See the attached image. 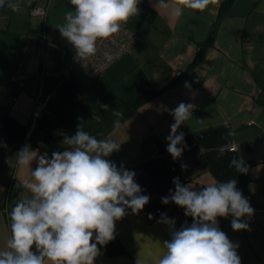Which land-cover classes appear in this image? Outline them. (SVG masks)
Listing matches in <instances>:
<instances>
[{
  "label": "crops",
  "instance_id": "crops-1",
  "mask_svg": "<svg viewBox=\"0 0 264 264\" xmlns=\"http://www.w3.org/2000/svg\"><path fill=\"white\" fill-rule=\"evenodd\" d=\"M12 2L19 5L15 11L7 0L0 7V250L10 236L9 213L31 195L23 187L32 179L31 170L18 166L16 153L27 144L51 157L67 147L64 135H74L82 125L98 139L121 144L107 159L134 171L150 197L138 214L129 209L116 222V238L103 246L95 264H136L137 258L158 264L162 242L170 239L167 227L158 223L160 214L174 218L177 228L192 222L182 208L161 202L174 191L175 177L197 190L236 179L255 210L247 219L250 230L233 231L230 216L218 218L219 226L238 243L241 264H264V0H232L219 20L222 0H210L203 10L185 8L180 17L174 12L183 7L182 0H165L167 8L146 0L126 22L138 36L130 51L93 78L78 63L68 67L73 46L58 28L73 10L70 0ZM32 7L45 9V15L33 13ZM214 25L213 40L200 61L178 78ZM19 81L23 84L16 91ZM169 82L135 105L138 94ZM39 92L47 95L44 108L29 126ZM181 102L195 108L178 129L188 147L174 161L166 137L174 123L171 110ZM241 156L247 174L229 167L233 157Z\"/></svg>",
  "mask_w": 264,
  "mask_h": 264
},
{
  "label": "clouds",
  "instance_id": "clouds-1",
  "mask_svg": "<svg viewBox=\"0 0 264 264\" xmlns=\"http://www.w3.org/2000/svg\"><path fill=\"white\" fill-rule=\"evenodd\" d=\"M209 2L182 0L183 7L174 14L182 16L185 8L203 10ZM5 3L0 0V7ZM139 3L140 0H70L73 10L65 14V23L58 29L83 61L96 52L99 40L118 33L123 23L139 14ZM158 4L168 7L165 0H158ZM7 7L15 11L19 5L7 0ZM194 108L192 103L181 102L171 110L174 123L166 137V151L174 161L188 147L185 134L178 133V129L192 117ZM62 143L67 147L53 151L51 157L37 154L27 144L16 153L18 166L31 170L32 179L23 184L31 195L18 200L9 213L10 236L0 250V264H45L46 260L51 264H95L103 246L116 238V222L129 209L138 214L149 203L150 197L136 182V173L107 159L120 150L121 144L98 139L82 125L74 135H64ZM229 167L240 174L248 172L242 156L233 157ZM181 168L187 165L181 164ZM173 184L174 191L170 189L161 202L182 208L192 222L185 221L177 228L174 218L160 214L158 223L167 227L170 239L162 242L164 251L158 264H241L238 243L228 238L218 222V218L230 216L233 231L250 230L247 219L255 210L237 188V180L215 181L198 190L182 184L179 177L173 179ZM136 264L144 261L137 258Z\"/></svg>",
  "mask_w": 264,
  "mask_h": 264
},
{
  "label": "built area",
  "instance_id": "built-area-1",
  "mask_svg": "<svg viewBox=\"0 0 264 264\" xmlns=\"http://www.w3.org/2000/svg\"><path fill=\"white\" fill-rule=\"evenodd\" d=\"M146 0H140L138 7L143 4ZM32 12L38 15H45L46 10L39 7H32ZM138 36L128 30L126 22L123 23L121 30L113 34L107 39H102L97 42L96 52L88 59L83 61L76 57L75 49L72 48L70 58L68 60V67L70 68L73 64H80L84 70L89 74L90 77H98L103 74L104 69L115 60L119 59L123 55L127 54ZM22 82L19 81L16 84V91L22 86ZM47 95H43L41 92L37 95L34 100L33 108L29 117V126L35 124L39 118L45 104V98ZM4 160L8 161L9 156L5 155Z\"/></svg>",
  "mask_w": 264,
  "mask_h": 264
},
{
  "label": "trees",
  "instance_id": "trees-1",
  "mask_svg": "<svg viewBox=\"0 0 264 264\" xmlns=\"http://www.w3.org/2000/svg\"><path fill=\"white\" fill-rule=\"evenodd\" d=\"M231 1L232 0H222V2L220 4L219 13H218V19L217 20H219L222 17V15L224 13H226L227 8L229 7ZM214 33H215V25L213 26L212 30L210 31L208 37L200 44V47H199L194 59L187 65V67L185 68L184 71L179 73L178 78L182 77L190 69V67L194 66L195 64H197L200 61V59H201V57H202V55L204 53L205 48L209 44H211V42L213 40V37H214ZM169 84H171V82L167 83L166 85H164L160 89L149 90V91H145L143 93L138 94L136 99H135V105H138V104H141V103L145 102L151 96H153L155 93L159 92L160 90H162L164 87L168 86Z\"/></svg>",
  "mask_w": 264,
  "mask_h": 264
}]
</instances>
